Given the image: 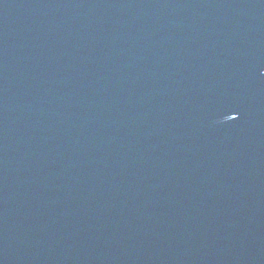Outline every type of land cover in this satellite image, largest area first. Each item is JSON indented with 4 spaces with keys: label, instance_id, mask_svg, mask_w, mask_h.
Here are the masks:
<instances>
[{
    "label": "water",
    "instance_id": "1",
    "mask_svg": "<svg viewBox=\"0 0 264 264\" xmlns=\"http://www.w3.org/2000/svg\"><path fill=\"white\" fill-rule=\"evenodd\" d=\"M0 264H264V0H0Z\"/></svg>",
    "mask_w": 264,
    "mask_h": 264
}]
</instances>
